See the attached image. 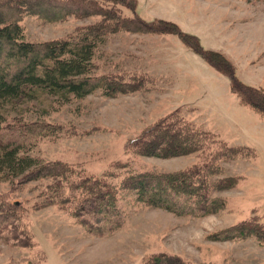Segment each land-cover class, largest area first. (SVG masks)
I'll use <instances>...</instances> for the list:
<instances>
[{
    "label": "rangeland",
    "instance_id": "obj_1",
    "mask_svg": "<svg viewBox=\"0 0 264 264\" xmlns=\"http://www.w3.org/2000/svg\"><path fill=\"white\" fill-rule=\"evenodd\" d=\"M137 1L145 19L168 21L195 35L206 50L226 57L241 81L264 91V0ZM122 14L132 13L123 9ZM100 19L69 17L46 23L28 16L21 26L26 41L46 42L65 39ZM94 62L97 75L143 76L147 78L145 86L116 98L96 92L66 103L41 98L10 107L9 121L23 119L56 126L55 136L39 140L32 148L33 157L67 163L85 176L108 175L109 182L117 186L130 173L192 168L204 161L206 152L169 159L126 152L130 140L177 110L194 128L213 134L207 144L211 152L219 151L221 141L234 147H252L259 157L213 159V166L222 172L210 177L211 183L239 178L230 190L212 193L213 198L226 201L220 212L179 216L141 204L134 192H122L121 228L104 235L88 231L69 209L58 205L38 208L50 180L23 186L1 183L0 194L9 193L11 201L26 208L27 231L35 245L11 247L0 239V264H149L169 256L186 264H264V245L256 237L232 241L216 237L220 231L252 218L264 225V115L243 104L231 91L229 79L175 35L120 32L99 46ZM240 142L246 144L238 145Z\"/></svg>",
    "mask_w": 264,
    "mask_h": 264
},
{
    "label": "trees",
    "instance_id": "obj_2",
    "mask_svg": "<svg viewBox=\"0 0 264 264\" xmlns=\"http://www.w3.org/2000/svg\"><path fill=\"white\" fill-rule=\"evenodd\" d=\"M138 8L137 0H0V184L11 182L13 186H23L50 180L52 184L43 192L44 200L38 208L58 205L69 209L81 225L97 235L121 228L119 202L122 192H134L141 204L179 216L216 214L224 209L226 201L213 198L212 193L230 190L239 178L227 177L211 183L210 177L218 173L220 176L222 172L213 166V159L257 157L252 147H234L221 141L219 151L211 152L207 144L213 134L194 128L180 118L178 110L130 140L126 152L160 159L206 152V157L202 156L204 161L192 168L169 173H130L117 186L109 182L108 175L102 178L85 176L83 171L67 163L45 162L31 155L39 140L57 134L56 126L28 123L23 119L9 121L10 107L41 98L66 103L85 99L96 92L116 98L145 86L147 78L143 76L126 79L122 75L96 73L98 67L94 61L99 46L108 36L124 31L178 36L209 66L229 79L231 91L243 104L264 115V91L241 81L226 57L206 50L198 37L184 33L174 23L144 19ZM123 9L130 11L131 16L123 15ZM28 16L46 23L62 22L69 17L99 16L101 19L78 28L65 39L28 42L21 26ZM9 195L0 194V239L7 246L32 248L35 243L27 231L25 219L28 212L21 202L11 201ZM216 237L219 241L256 237L264 245V225L252 218L220 231ZM157 261L159 264H186L174 256L165 260L155 258L151 263Z\"/></svg>",
    "mask_w": 264,
    "mask_h": 264
},
{
    "label": "crops",
    "instance_id": "obj_3",
    "mask_svg": "<svg viewBox=\"0 0 264 264\" xmlns=\"http://www.w3.org/2000/svg\"><path fill=\"white\" fill-rule=\"evenodd\" d=\"M139 8H140V5H139ZM139 8H138V12H139V14L141 13L140 12V10H139ZM141 15V14H140ZM143 17V16H142ZM144 18V17H143ZM145 19V18H144ZM147 20V19H146ZM202 68H203V70H205L206 69V67H205V64H203V66H202ZM206 72V71H205ZM241 127H243V126H241ZM236 128H238V127H236ZM236 130H238V131H240V129H236ZM246 143H238V145H245ZM256 150V149H255ZM257 155H258V157H259V154L257 153Z\"/></svg>",
    "mask_w": 264,
    "mask_h": 264
}]
</instances>
